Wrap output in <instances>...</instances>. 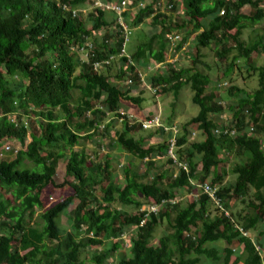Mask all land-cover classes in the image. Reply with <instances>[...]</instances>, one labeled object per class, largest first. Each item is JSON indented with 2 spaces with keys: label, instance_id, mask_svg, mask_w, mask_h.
<instances>
[{
  "label": "trees",
  "instance_id": "obj_1",
  "mask_svg": "<svg viewBox=\"0 0 264 264\" xmlns=\"http://www.w3.org/2000/svg\"><path fill=\"white\" fill-rule=\"evenodd\" d=\"M152 1L126 19L129 26H137L150 18L160 28L131 53L135 65L116 67L113 61L96 72L92 61L116 55L122 44L112 10L92 7L93 0H0V146L3 149L10 139L23 142L29 128L39 129L13 159L0 161V264H86L81 258L86 249L90 264H111L114 256L115 264H263L264 65L254 62L253 53L264 55V31L248 41L242 37L244 30L253 31L251 26L264 19L263 0H182L184 21L190 31H196V49L213 43L217 60L224 64V77L242 60L253 77L258 75V82L249 91L227 83L224 98L217 90L222 81L211 83L209 75L197 68L195 53L188 67L175 62L164 73L145 76L157 88L156 94L173 91L177 96L189 85L192 102L199 107L181 129L177 124L180 133L174 153L187 167L178 168L167 156L172 167L160 173L150 168L156 155H167L172 132L166 128L171 124L161 119V126L143 128L125 104H141L143 97L131 93L143 83L136 71L164 62L172 35L183 27L172 13L154 7L159 0ZM168 3L174 12L175 0ZM84 5L90 8L86 18L81 17ZM244 6L250 7V13H242ZM100 29H105L102 35L92 36ZM85 37L94 44L88 61L71 50L82 45ZM182 42L183 38L176 42L172 55L182 49ZM111 68L117 69L113 76ZM128 76L130 84L124 81ZM114 122L121 127L114 129ZM102 123L103 129L98 126ZM225 124L235 136L214 133ZM193 125L202 130V140L191 139ZM98 131L145 160L144 173L125 165L119 181L112 177L108 153L100 161L85 148H74ZM140 131L148 135L136 136ZM155 134L162 141L154 142ZM231 155L235 160L230 166ZM60 158L66 159L65 176L72 179L60 185L72 188L73 194L43 208L42 192L55 186ZM229 172L236 179L223 184ZM204 184L217 187L220 206L203 191ZM192 190L194 199L179 205L176 194ZM235 198L248 209L228 212ZM74 199L77 204L67 210ZM117 203L133 206L136 213L117 208ZM143 204H156L159 209L148 213L140 210ZM36 208L42 209L41 223L30 224ZM67 212L69 229L60 224V216ZM161 225L166 228L154 243ZM240 228L256 230L255 241ZM124 241L128 254L118 256Z\"/></svg>",
  "mask_w": 264,
  "mask_h": 264
},
{
  "label": "rangeland",
  "instance_id": "obj_2",
  "mask_svg": "<svg viewBox=\"0 0 264 264\" xmlns=\"http://www.w3.org/2000/svg\"><path fill=\"white\" fill-rule=\"evenodd\" d=\"M100 1L103 4L107 5L108 9H110L109 4H111L114 0H100ZM129 1L131 2V0ZM137 1L139 0H132V2H137ZM159 1L161 2L160 10L163 12H166L167 14L172 13L173 18L176 19L178 23H182L183 25L182 28L177 29L178 31L181 32V37L183 38L182 49L180 48V51H177L178 53L177 63L180 66H185V67L190 66L192 64V62L190 61L192 59V54L194 56V53H195L197 54L196 57L198 60V63L196 65L197 68L200 71L209 75L212 81L211 83H214L215 80L219 79L220 81H222V83L227 82L230 85L245 87L247 88V91L253 90L257 87L258 75L253 77L252 74H254V72H249L247 68L243 65L242 60L236 64L231 74H229V77H224L223 76L224 64L217 60V57L215 55L216 46L212 43L209 46L199 47L198 49H196V46L194 43L196 31L195 30L190 31V29L192 28L188 26L187 19L184 21L185 15H184V6L182 3V0H175V4L178 7L174 12L172 11L170 12L168 8L169 0H159ZM148 3L151 4L152 0L149 1ZM80 9L82 10L81 17L86 18V16L88 15V12L90 11L89 6L84 5ZM242 13L244 14L250 13V7L244 6L242 8ZM126 19H127L126 17L124 18L121 17L120 21L123 23L124 21H126ZM126 26H128L132 31L130 40L127 44V51L130 54L135 50L136 46L140 42L145 41L148 37H150V35L157 33L158 30L160 29L159 26H154L151 23L150 18L146 19L145 22L137 26H129L128 24ZM251 28L253 29V31L247 29V30H244L243 32L242 37L246 41H248V38L250 36H255L256 32L264 31V19H262L260 22L256 23L255 25L251 26ZM104 30L105 29L102 30V33L104 32ZM100 35H101V30H99V32L97 33V36H100ZM164 36L165 38L166 36L168 37L167 33H165ZM79 57L82 60L86 59V56L82 53L79 54ZM170 57H172V55ZM169 59H172V58H169ZM253 59H254V62L258 66L264 65V55L253 53ZM116 70H117L116 68H111V70L109 71L110 72L109 74L113 76ZM120 83L123 86V88H126V85H124L125 83L123 82V80H121ZM219 89H220L221 95L224 98L227 97V93H226L227 87H224L223 84H221L220 87L217 86L218 91ZM131 93L134 95H139L143 97V101L141 102L140 105H135L132 103L130 104L129 102H125V104L129 106L128 109L130 110L132 116L140 120L146 115H151V113L160 114L161 119L165 123H168V124L176 123L179 125L181 129L182 124L188 121L192 116L196 115L199 110V107L192 102L193 92L189 85H184L179 90L177 96L174 95L173 91L172 92L169 91L164 94L155 95L152 91L149 90V85L147 83L140 84L136 89H133ZM77 94H78V91L73 92L74 97H76ZM228 115L229 113L227 112L226 116ZM106 125H108V123H105V126ZM120 127H121L120 124L114 122V129L120 128ZM103 131H105V129ZM192 132L195 133V136H192ZM31 133L38 134L39 133L38 127L35 126L34 130L29 128L28 131L26 132L23 142H19L16 139L7 140L6 145H8L9 148L12 147L13 149H9V151L5 149L6 151H3L2 147L0 146V161L13 159L16 154L13 151L15 149L17 150L25 149L26 145L31 140V136H30ZM100 133L101 132L98 131L96 135L89 137V138L82 139L81 143L75 144L74 148L77 149V148L83 147L85 148L87 153H89L93 158L96 156L100 161H104L105 153H108L112 158V160H110V167L113 173L112 177L113 178L116 177V179L119 181L122 180V166H125V165L127 166L131 164V167L134 170H136L137 172L141 174L144 173L145 169L147 168V164L144 162L145 160H141L138 157L129 154L128 152L123 150L121 147L116 146L115 143H112L107 136H105L104 134H100ZM137 134L145 136V137L148 135L146 131H140L136 133V136ZM202 138H203L202 130L197 128L196 125L195 126L193 125L191 127V139L192 140L193 139L202 140ZM154 140H155L154 142L162 141V139L159 137L158 134L154 135ZM58 149L59 148H57L56 150ZM65 153L68 154L69 149H66ZM227 158L231 166L232 164L231 162H234L235 156L231 155ZM153 160H154L153 161L154 165L152 169L150 168V170H153V172L156 171L160 173L172 167L168 161V157L166 153L161 154V155H156V157ZM65 163H66V159L64 158H60L58 160L57 171L54 176L55 186L46 187L42 192L44 193V195L42 194L43 208H48L52 206L53 204H55L56 202H59L63 200L64 198L69 197L73 194L72 188H70L67 185H60L61 183H63L65 179L72 180L69 177L65 176ZM200 169H201V164L198 163L197 171H199ZM167 176H169V174H167ZM210 179H211V176H209L207 180L210 181ZM235 179H236V175L229 172L227 177L224 178L223 184L229 185ZM191 192H186V191L178 192L176 194L177 195L176 200L178 204L184 205L185 203L194 199L193 194L195 193V190H192ZM249 192H252V190H250ZM3 194L5 196H8L11 200H13V197H11L10 192L8 193L5 190H3ZM96 194L99 195V192L97 190H96ZM232 201H233V205L229 209L228 212L236 213L237 211H240L241 209H246V210L248 209L246 206V203L241 202L239 198L232 199ZM77 202L78 200L74 199L73 204H71L67 210L74 208ZM116 207L126 210L130 214L136 213V209L133 206L120 205L117 203ZM213 207L214 206L212 205V207L210 208L212 211V214L215 213V209ZM41 211L42 209H38V208L35 209V213L30 220V224L41 223V220L39 218V214ZM70 220H71V215L69 212H67L66 214H63L62 216H60L61 226L65 229H69L70 226L68 224ZM165 228H166L165 225H161L157 229V233L159 235H157V237L153 239L154 243L157 241V238L161 235L160 233ZM244 234L249 235L255 241L256 230L254 229L248 230ZM125 243L126 241H124V244L116 251L118 256L120 252H126L128 254V246H126ZM218 244L221 245L220 242H218L217 245ZM87 250L88 249L82 252L81 258L82 260H84L86 264H90V260L88 259L89 253L87 252ZM260 254L264 258V249L261 250ZM234 258L235 256L233 255L231 257V261H233ZM115 261L116 260L114 256V259L110 260V262L111 264H115ZM203 261L205 262L204 259ZM263 264H264V259H263Z\"/></svg>",
  "mask_w": 264,
  "mask_h": 264
},
{
  "label": "built area",
  "instance_id": "obj_3",
  "mask_svg": "<svg viewBox=\"0 0 264 264\" xmlns=\"http://www.w3.org/2000/svg\"><path fill=\"white\" fill-rule=\"evenodd\" d=\"M151 1V0H139L137 1L136 3H131L129 0H114L111 4H109V10H112L116 15H117V21L120 25V28L118 29L119 30V36L122 37V44L119 48V51L116 55H108L105 60H102V61H92L91 65H92V69L96 72H99V69L102 67V64H111L113 61H116V67L119 65V64H125L124 66H128V64H133V61L131 59V55L128 53L127 51V44L130 40V37H131V34H132V31L131 29L126 26L127 23L126 21H124L123 23L120 21V18H128L129 17V14H131L132 12H136L137 10L143 8L146 4H148V2ZM103 4L100 0H93V3H92V7H101V8H104L106 7L107 8V5ZM264 5V0H263V4ZM154 7H157L160 9L161 7V2L160 1H157L155 4H154ZM171 5L169 4L168 5V8H170ZM224 10L222 9L220 11V13H224L223 12ZM131 12V13H130ZM73 13H76L75 11H73ZM128 15V16H127ZM101 30V35H102V30L103 29H100ZM99 32V30L97 31ZM97 32L96 31H93L92 33V36H97ZM88 37H91V36H88ZM88 37H85L84 39V43L80 46H71V50L74 49L76 51L82 54H84L86 56V61H88L89 59V54H91V56L94 55L93 53V43L91 42V40L88 38ZM179 41H182V37H181V32L178 31L177 33H174L171 37V41H170V45H169V48H168V55H167V59L164 61V62H160V63H156L154 65H151V64H148L145 66V71L146 73H151V74H156L157 71L159 69H164V68H167L169 63L170 64H173L177 61V56L178 54L175 52L174 55H172V51L174 50V46L176 44V42H179ZM84 50H86L85 52H83ZM172 55V57H170ZM125 58V60L123 59ZM169 58H172V59H169ZM137 72V71H136ZM142 72V71H139L137 72L138 74V77L141 81H144V76H145V73ZM125 82L127 84H130L132 83V79L130 78V76H128L127 78H125ZM227 82H224L223 85H226ZM226 116V115H225ZM142 121V127L143 128H154V127H159L162 125V122H161V116L160 114H154V115H151V116H145L143 119H141ZM101 129L104 127L103 124H99L98 125ZM170 127L166 128V129H169L171 132H172V137L170 138L169 140V147L167 149V156L171 157L174 164L176 166L179 167H184L186 168L187 167V164L186 163H183V162H178L176 160V156H175V153H174V149H175V142H176V139H177V134L180 133V130L177 126L176 123H173L171 125H169ZM214 133L218 134V133H224V134H228V135H233L235 136L236 132L233 130V129H230L228 127L227 124L223 125V127H217L215 128L214 130ZM192 136H195V133L192 132ZM3 149L5 150H8L9 149H13L12 147L9 148L8 145H4ZM5 150V151H6ZM15 153H17V149L13 150ZM177 172V170H176ZM203 191L208 195V197L210 198V200L212 201L213 204H215L216 206H220V200L219 198L217 197V187H211L207 184H204L203 185ZM159 209V206L156 205V204H144L140 207V210H147V212H154L156 213ZM145 216H147V213H145ZM144 221L141 222V224L143 223Z\"/></svg>",
  "mask_w": 264,
  "mask_h": 264
},
{
  "label": "clouds",
  "instance_id": "obj_4",
  "mask_svg": "<svg viewBox=\"0 0 264 264\" xmlns=\"http://www.w3.org/2000/svg\"><path fill=\"white\" fill-rule=\"evenodd\" d=\"M152 3H153V1H152ZM128 18H129V17H128ZM126 23H127V22H126ZM129 54H130V53H129ZM177 54H178V53H177ZM130 55H131V54H130ZM177 58H178V56H177ZM177 60H178V59H177ZM157 63H160V62H157ZM176 63H177V61H176ZM155 64H156V63H155ZM169 64H170V63H169ZM132 65H135L134 61H133V64H132ZM137 65H138V64H136V69L138 70L139 68H138ZM147 65H148V64H147ZM153 65H154V64H153ZM166 70H167V68H164V69H162V70L159 69V70L157 71L156 74L146 73V72H144L145 70L142 71V72H144V73H145V76H147V75H149V74H150V75H157L158 73H162V72L164 73V71H166ZM137 72H138V71H137ZM137 72H136V73H137ZM137 75H138V74H137ZM145 76H144V79H145ZM124 81H125V78H124ZM140 82H143V84L147 83V82H145V80H144V81H141V80H140ZM147 84L149 85V90L152 91V92L156 95V89H157V88L154 87V86H152V85H150L149 83H147ZM146 116H149V115H146ZM144 117H145V116H144ZM144 117H143V118H144ZM102 124H103V123H102ZM103 128H104V127H103ZM103 128H102V129H103ZM240 229L242 230V228H240ZM242 231H243V230H242ZM245 232H246V231H243V233H245ZM242 247H243V245L240 246V248H242ZM258 249H259V248H258Z\"/></svg>",
  "mask_w": 264,
  "mask_h": 264
}]
</instances>
